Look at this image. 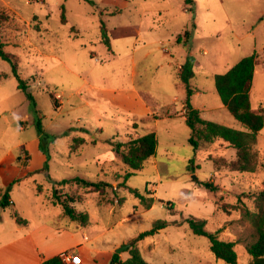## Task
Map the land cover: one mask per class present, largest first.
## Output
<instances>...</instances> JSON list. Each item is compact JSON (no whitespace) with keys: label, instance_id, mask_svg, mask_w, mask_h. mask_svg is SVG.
<instances>
[{"label":"rangeland","instance_id":"rangeland-1","mask_svg":"<svg viewBox=\"0 0 264 264\" xmlns=\"http://www.w3.org/2000/svg\"><path fill=\"white\" fill-rule=\"evenodd\" d=\"M91 1L0 0V40L4 50L17 58L20 78L29 84L49 136L43 141L50 157L48 168L27 178L17 173L23 185L21 191L10 190L13 210L25 219L31 216L33 198L52 204L56 198L74 200L77 211L89 213L98 222L90 230L105 233L103 240L111 252L99 257L97 264H111L117 249L131 248L134 240L157 221L170 225L135 244L150 264H226L215 258L207 237L191 232L186 223L189 218L205 220L207 232L217 234L222 241L235 242L237 264H252L246 249L256 237L245 212H257L254 196L264 190V129L258 144L251 148L258 165L254 174L237 171V152L222 141L195 151L189 143V127L170 135L169 122H164L155 130L157 155L126 181L129 170L113 144L136 139V132L146 135L154 129V119L162 118L171 103L165 92L180 93L181 88L185 92L175 76L176 65L185 60L184 47L177 38L187 27L192 34L188 48L198 62L191 85L201 89L194 102L202 107L205 120L242 131V124L223 105L214 75L225 74L255 54L257 73L251 104L254 111L264 108V0H194L193 5H186L185 0H123L127 7L110 0ZM63 7L66 23L62 21ZM112 12L115 15H110ZM102 23L107 33L114 28H132L131 36L114 42V58L102 42ZM140 23L143 29L155 26L159 32H167L173 45L162 44L156 58V54L143 58L146 50L136 54L133 45L136 24ZM171 59L172 82L166 70L157 69L158 64L165 65ZM0 73L11 75L0 96L7 95L8 103L16 108L12 120L25 119L32 113L30 102L17 89L11 65L2 59ZM133 88L155 99L151 116L143 118L123 106H111L106 95L99 92ZM63 99L66 107L62 108ZM33 136H39L35 126L22 133L14 128L11 145ZM16 153L20 154L18 150ZM78 177L108 185L95 193L72 182ZM206 183L216 186V191L208 189ZM129 188L153 198L151 209ZM130 248L118 254L122 261L130 257Z\"/></svg>","mask_w":264,"mask_h":264},{"label":"crops","instance_id":"crops-1","mask_svg":"<svg viewBox=\"0 0 264 264\" xmlns=\"http://www.w3.org/2000/svg\"><path fill=\"white\" fill-rule=\"evenodd\" d=\"M110 1L113 2V4H118L123 7L128 6V3L123 0ZM110 15L115 14L112 12ZM159 29L160 28L155 26L143 29L141 28V23L136 24V42L133 45V47L136 46V54L141 50H146L147 52L143 58L147 59L148 56L150 58L155 54L156 58L162 44L168 42L171 46L173 45L169 40V34L167 32H159ZM131 30L132 28L130 27L121 28L119 30L118 28H114L113 31L108 30L107 34L111 43L110 53L113 55L111 57H115V50L113 48L114 42L121 38L131 36L133 34L130 33ZM186 32H190L189 27H187V29L177 38V43L184 47L183 53L185 54V60L181 64L178 63L176 65L177 71L175 77L178 79H180V69L185 63L186 58L188 56H193L192 50L188 48L192 34L189 39H186ZM181 38L182 41H179ZM178 49L179 48H176L177 53ZM172 59L165 65L158 64L157 66V69L166 70V75L170 82H172V77H174L172 76V67L174 65ZM132 61L134 62L133 59ZM138 63L139 61L136 59V76ZM197 64L198 62L196 65ZM230 69H228L227 72ZM256 73L257 70H255V76ZM9 76L11 75L0 73V94ZM192 88L194 89V94L191 98L192 105L202 114V107H198L194 102L195 98L200 97L201 89L198 87ZM159 89H163L160 82ZM169 89L170 88H168V90ZM181 89L180 93L178 90L175 93L165 92V94L171 99V103L168 105L167 111L162 118L156 117V119H154L155 127L147 134L155 132L157 126L164 122H169L167 126L171 131L170 135H175L176 131L179 128L183 129V127L186 129L184 131H187L188 126L184 117V102L186 100L187 91L186 87L185 92ZM99 92L100 94L103 93L104 96L106 95L105 98L109 102V105L115 107L123 106L143 118L151 116L157 105L155 99L154 101L151 100L146 91L137 88L99 90ZM159 93L161 94V92ZM8 101L9 98L7 95L3 94L0 96V200L2 193H4L9 187H11L12 193L15 189H22L23 182H21V180L27 178L31 174L42 171L46 162V156L40 150L39 136H33L30 140L20 141L16 145H14V143L13 146L11 145L14 128L18 129L19 133H22L27 127L34 126L35 118L32 116L33 113H31L29 115L26 114L25 119L16 118L13 121L12 116L13 114H16L17 110L9 104ZM62 102V108L66 107L65 99H63ZM27 107L25 106L26 110ZM15 124L18 125V128ZM155 133L157 135V132ZM133 136L136 138L142 137L137 132ZM16 150L20 153L19 155L17 153L14 154V151L16 152ZM18 172L23 174V178L20 177L21 175H17ZM29 200H31V198ZM12 202V207L0 210V264H42L43 262L58 256L63 258L65 264H72L65 259L66 256L72 253L81 255L83 260L82 264H97V259L99 257L105 256L111 252L108 251V244L103 240L105 233L99 230H90L91 226L98 222L94 221L89 213L90 224L83 227L65 216L60 205H54L47 200L39 201L38 199L33 198V200L30 201L32 209L29 214H31V216H28V218L25 219L22 218L26 221V224H18L14 217V214L17 213V211L13 210L15 204L14 201ZM50 208L54 210H50ZM11 219H13L14 222H11Z\"/></svg>","mask_w":264,"mask_h":264},{"label":"trees","instance_id":"trees-1","mask_svg":"<svg viewBox=\"0 0 264 264\" xmlns=\"http://www.w3.org/2000/svg\"><path fill=\"white\" fill-rule=\"evenodd\" d=\"M92 3L91 0H85ZM186 5H193L194 0H185ZM62 21L66 23L65 10L63 7ZM191 33L186 32L185 37L190 38ZM102 42L111 49L110 39L107 34V29L104 23L101 25ZM181 41V39H179ZM0 59L8 62L12 68V76L17 79V89L23 92L30 102L31 111L35 117L34 126L38 130L40 137V150L46 156V162L43 170L48 168L50 160L49 155L43 147V141L46 137L44 126L40 119V111L35 96L30 90L27 82L20 78L18 70L17 58L7 53L4 50V44L0 40ZM256 55H251L243 58L240 62L234 65L228 72L221 75H215L216 91L230 114L236 121L242 124L243 130L229 128L227 126L205 120L199 110L195 109L192 105L191 98L194 94V89L191 82L196 76V58L188 56L185 63L180 69V80L186 87L187 95L184 102L186 124L191 130L189 143L195 151L200 150L203 145H212L217 141H222L227 144L229 148L237 152V160L235 168L242 173L254 174L257 171L256 156L251 152V148L258 144V137L260 131L264 129V108L260 111L252 110L251 104V88L256 70ZM57 138V137H55ZM116 154L121 156L123 164L129 170L124 179L128 181L131 177L135 176L143 169L144 164L154 157L157 153L158 139L155 132H151L142 137L130 140L128 143H114ZM124 147L127 149L122 151ZM193 161H191L192 163ZM69 181H64L68 183ZM72 182L78 185H83L90 188L92 192L101 193V188L108 184L100 182L94 183L86 181L82 178H75ZM205 186L212 191H216V186L206 183ZM130 189V188H129ZM9 187L2 193L0 200V210H5L13 206L10 197ZM130 193L141 201V203H148L147 209H151L153 205V198H147L139 190L130 189ZM145 193L148 194V188ZM149 199V200H148ZM257 212L252 213L246 211L245 215L252 222L253 230L255 232L256 241L247 247V253L252 258V264H264V190L254 196ZM54 205H60L63 209L65 216L69 217L73 222L86 227L90 224V215L87 212H79L75 209L74 200L68 198L61 200L56 198L53 202ZM234 207V206H232ZM18 224H26L18 213L14 214ZM191 232L200 237H207L210 242V250L217 260L223 261L226 264H237L238 254L236 252V243L232 241H222L217 237L207 232V222L195 218L186 220ZM170 223L166 221H157L151 230L141 233L135 240L134 245L130 248V257L122 261L118 254H114L111 264H150L141 255L139 249L135 246L141 240L156 235L159 231L166 229ZM42 264H65L61 256L52 258L43 262Z\"/></svg>","mask_w":264,"mask_h":264},{"label":"built area","instance_id":"built-area-1","mask_svg":"<svg viewBox=\"0 0 264 264\" xmlns=\"http://www.w3.org/2000/svg\"><path fill=\"white\" fill-rule=\"evenodd\" d=\"M34 2H41L42 0H33ZM67 261H69L72 264H82V257L81 255L77 253H72L65 257Z\"/></svg>","mask_w":264,"mask_h":264},{"label":"water","instance_id":"water-1","mask_svg":"<svg viewBox=\"0 0 264 264\" xmlns=\"http://www.w3.org/2000/svg\"><path fill=\"white\" fill-rule=\"evenodd\" d=\"M129 248H130V245L123 246L122 248L117 249L116 254H119L120 252L128 250Z\"/></svg>","mask_w":264,"mask_h":264}]
</instances>
